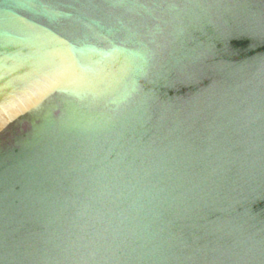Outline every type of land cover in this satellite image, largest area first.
<instances>
[{
	"label": "water",
	"instance_id": "95a60500",
	"mask_svg": "<svg viewBox=\"0 0 264 264\" xmlns=\"http://www.w3.org/2000/svg\"><path fill=\"white\" fill-rule=\"evenodd\" d=\"M0 264H264V0H0Z\"/></svg>",
	"mask_w": 264,
	"mask_h": 264
}]
</instances>
